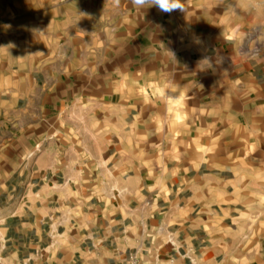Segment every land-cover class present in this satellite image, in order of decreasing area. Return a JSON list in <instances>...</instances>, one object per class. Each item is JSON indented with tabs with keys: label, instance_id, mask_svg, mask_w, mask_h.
<instances>
[{
	"label": "crops",
	"instance_id": "crops-1",
	"mask_svg": "<svg viewBox=\"0 0 264 264\" xmlns=\"http://www.w3.org/2000/svg\"><path fill=\"white\" fill-rule=\"evenodd\" d=\"M182 2H1L0 264H264V0Z\"/></svg>",
	"mask_w": 264,
	"mask_h": 264
},
{
	"label": "clouds",
	"instance_id": "clouds-1",
	"mask_svg": "<svg viewBox=\"0 0 264 264\" xmlns=\"http://www.w3.org/2000/svg\"><path fill=\"white\" fill-rule=\"evenodd\" d=\"M137 8L156 7L160 12L171 14L175 11L184 12L182 0H131ZM210 62V58H206ZM152 95L163 102L166 106V115L171 116L174 122L179 125L184 122L183 109L186 104V96L179 90V86L172 88L168 83L153 85Z\"/></svg>",
	"mask_w": 264,
	"mask_h": 264
},
{
	"label": "built area",
	"instance_id": "built-area-1",
	"mask_svg": "<svg viewBox=\"0 0 264 264\" xmlns=\"http://www.w3.org/2000/svg\"><path fill=\"white\" fill-rule=\"evenodd\" d=\"M70 0H65V2H69ZM4 220L0 218V228L3 225ZM3 239L0 233V243H2ZM170 245L174 246V244L172 243V239L169 240L168 242ZM159 261V257L157 258ZM170 264H174L173 260L169 261ZM126 264H145L143 262V256H142V252H140L139 250H135L134 252L130 253L127 257V261Z\"/></svg>",
	"mask_w": 264,
	"mask_h": 264
},
{
	"label": "rangeland",
	"instance_id": "rangeland-1",
	"mask_svg": "<svg viewBox=\"0 0 264 264\" xmlns=\"http://www.w3.org/2000/svg\"><path fill=\"white\" fill-rule=\"evenodd\" d=\"M3 0H0V4ZM65 1V0H63ZM6 24L3 23V22H0V40H3L2 38V35H3V32L5 31L4 30V26ZM251 205H254L253 203ZM255 206H257L259 208V210L262 211V213L260 214H257V215H254V216H251L252 217V223L253 224H260V223H264V198H261V199H258V200H255Z\"/></svg>",
	"mask_w": 264,
	"mask_h": 264
}]
</instances>
